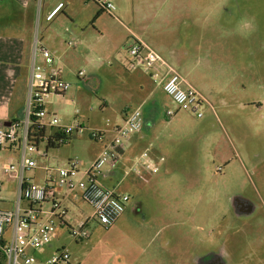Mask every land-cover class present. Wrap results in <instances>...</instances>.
<instances>
[{"label": "rangeland", "instance_id": "rangeland-1", "mask_svg": "<svg viewBox=\"0 0 264 264\" xmlns=\"http://www.w3.org/2000/svg\"><path fill=\"white\" fill-rule=\"evenodd\" d=\"M110 1L119 22L109 16L103 20L114 41H92L82 60L62 63H69L70 71L64 68L69 94L75 92L78 101L85 98L88 125L78 137L50 149L49 156L57 151L84 165L103 149V140H94L91 131L113 124L143 100H158L160 110L165 109L168 97L156 85L165 68L157 57L172 65L208 104L202 106L201 118L181 111L172 118L174 123L157 143L163 156L155 157L147 148L144 157L134 151L120 156V164L132 173L145 163L157 176L149 184L132 175L125 179L118 190L129 195L124 222L105 229L89 219L85 230L96 244L89 254L88 246L69 234V228L91 217V208L78 200L68 208V226L55 221L63 230L62 243L71 244V249H60L86 258L82 264H105L109 258L113 264H264V0ZM86 3L89 8L80 16L96 8L92 1ZM20 22L17 12L0 11V37L13 35L11 28ZM34 24L33 36L40 37L41 22ZM129 32L153 54L129 57ZM79 70L83 78L76 76ZM8 86L0 81V89L10 90ZM22 89L23 70L13 85L10 109L20 103ZM57 98L51 94L46 99V111L69 121L79 102ZM32 156L36 164L43 162ZM6 163L0 152V183L15 203L17 181L2 172ZM170 206L172 212L165 215ZM71 258L65 264H76Z\"/></svg>", "mask_w": 264, "mask_h": 264}, {"label": "built area", "instance_id": "built-area-1", "mask_svg": "<svg viewBox=\"0 0 264 264\" xmlns=\"http://www.w3.org/2000/svg\"><path fill=\"white\" fill-rule=\"evenodd\" d=\"M92 1L119 22L114 14L115 6L110 0ZM62 6L63 4L59 3L49 10L44 20L51 21ZM131 39V45L126 48L129 57H138L144 51L153 54L139 36L131 34ZM74 45V40L67 42L68 47ZM157 59L165 68V76L157 82V85L161 86V90L173 105V110H166V116L172 118L176 111H182L201 118V108L204 104H208L205 97L172 65L159 57ZM76 76L83 78L84 71L79 70ZM69 88L70 84L62 78V70L56 64L54 57L42 46L37 33L34 34L28 57L24 116L21 120L8 123V126H0V149L7 143H12L17 148L16 163H6L1 168L5 175L17 181V196L13 207L0 208V242L3 241L1 248L5 264H65L69 260L66 249L57 250L43 262H39L28 253L29 248L36 249L50 241V226L53 219L58 217V212L64 214V210L60 211L58 202L53 199V191L24 181V173L36 168V161L31 156L46 155V150L39 151L38 146L30 141L29 130L34 122L39 126L59 129L66 137L82 129V125L75 120L69 125L63 124L57 116L50 115L44 106L45 100L51 94L64 95ZM44 119L47 121L45 122ZM142 127L140 107L128 110L121 125L113 130L112 138L107 141L92 163L84 166L78 158H69L55 169L58 176L57 185L63 189L64 196L77 193L81 201L92 210L90 218L80 221L76 227L69 228V234L75 241L80 242L88 238L85 226L89 219H95L99 225L107 229L114 225L124 212L129 196L104 188L98 182V178L102 175L104 166L113 168L119 163L120 150ZM91 135L96 141L102 138V132L97 130L91 131ZM46 201L50 202L49 209L41 210L40 206ZM23 202L28 204L26 208L22 206ZM32 207L38 208L37 211H32ZM7 231L9 236L4 239Z\"/></svg>", "mask_w": 264, "mask_h": 264}, {"label": "crops", "instance_id": "crops-1", "mask_svg": "<svg viewBox=\"0 0 264 264\" xmlns=\"http://www.w3.org/2000/svg\"><path fill=\"white\" fill-rule=\"evenodd\" d=\"M87 1L88 0H0V11L14 13L17 12L19 14V21H21L18 26H13V28H11L13 32L11 34L13 35L7 37H0V81L2 80L3 84L4 82L10 83V86H8L10 90H8L7 87L5 89H0V124H8L15 120H21L24 116L23 110L24 104L26 102L27 93V66L30 46L33 39L32 37L35 26L34 23H36L37 25L38 22H41L40 28L42 29V33L40 37H38L40 43L52 54L56 64L62 70V78L68 83L69 81L66 80L64 77V68L67 71H70L69 63L68 65H64L62 67V63L65 59H70V61L79 59L82 60L85 51H91V49H89L91 48L89 44H91L92 41H108L107 45H110L114 41V37L109 31V24L103 20L104 16L109 15L102 9H100V7L95 2L90 0L96 6L95 9L91 8L88 15L85 14L80 16V14H83L84 11L89 8L86 3ZM59 3H62L63 6L58 10L55 17L51 21H45V14ZM131 34H133V32H129L130 37ZM74 38H77L75 39L77 40V42L75 41V45L73 47H68L67 42L73 40ZM69 49H71L70 52L68 51ZM22 70L23 96L20 98V103L16 104L15 108L10 109L9 104L11 95L13 93V85L16 82V78L20 76ZM69 91L70 89L64 95L55 96L58 97L57 99L62 101L68 99L73 104L75 102L78 104L79 102V109H76V111L73 113L74 116L69 121L67 119H63V121L61 122L63 124L69 125L75 120L78 121L82 126H84V124L88 125V117L84 115L85 98H82L78 101V95L75 92H71L69 94ZM45 105L46 104L44 102V106ZM160 106L161 105L158 100H143L138 104L137 107H140L142 113L143 127L138 133H135V136H133V134L131 139L124 144L122 150H120L119 153V163L113 168L108 165L102 168V175L98 178V182L101 186L106 189L119 192L118 190L124 183L125 179H127L131 175L133 180L143 184H149L151 179L157 177L156 175H151V171L154 168L149 167L145 163L140 165L138 169L134 171V173H132L130 167H126L125 164H120V156H122L124 153H133L134 151L138 158L144 157V150L146 148L150 149L152 151L151 153H154L155 157L163 156L160 152L159 145L157 143L162 133H165V131H167L174 123L172 118L175 117V115L180 111H176L172 118L166 116V110H173V105L169 97L168 101L164 104L165 109L160 110ZM126 113L127 111L121 113L113 124L104 125V128L97 130L102 132V148H104L107 141L111 139L113 135V130L117 126L121 125ZM51 114L54 113L51 112ZM44 121L46 122L47 119H44ZM79 130L71 135L70 140L75 137H78ZM42 143L45 144L44 141ZM39 146L40 145H38L39 151L45 150V146L43 149H39ZM49 150L50 149L46 150L45 157H40L38 154H35V156H37L43 162L40 164H36V168L27 170L24 173V181L26 183L32 184L34 186L45 187L46 189L53 191V199L58 202L60 211L64 210V214L58 212V217L53 219L52 225L50 226L51 238L48 242L50 244H45L36 249H28V253L34 256L39 262H43L46 258H48L52 254L53 250L57 251L60 248H64V246H67L71 249V244H69L68 242V244L62 243L63 240H61V238L63 230L61 227H57L55 221H58L59 225L68 226V208H72L73 206H75V203L78 200H81L77 193L70 194L69 196H64L63 189L58 187L57 185L58 176L55 171V169L57 168L55 166V164H57L56 162H62L64 164L66 160L72 157L70 155H66L63 157L57 154V151L53 152L50 157ZM0 152L5 153L6 159H8L9 163H12V158H14V156L16 157L15 153L17 152V148L14 144L7 143L4 148L0 149ZM100 152L101 151H99L96 156L93 157L92 160L85 161L84 166H88L90 163H92L98 157ZM32 158L35 160L33 156ZM9 179L12 181L15 180L14 178L10 177ZM127 186L130 187L132 185L131 183H128ZM3 191L7 193L4 194L5 196L1 197L0 199V208L11 209L14 205V201L12 203L10 202L11 196L9 190L7 189L6 185L0 183V192ZM121 193L128 195L126 191H122ZM23 203L24 204L22 206L26 208L28 204L25 202ZM127 204L125 206L124 212L114 223V225H119L121 224V221H125V218L123 221V215L125 214ZM49 207L50 202L48 201L44 202L40 206L41 210H47L49 209ZM37 209L38 208L36 207L31 208L32 211H37ZM172 210L170 206L169 210L167 211V209H164L163 213L166 215V213L169 214L170 212H172ZM41 217H43V215H41ZM8 236L9 232L7 231L4 235V239H7ZM87 239H85L86 241L82 240L80 242H84V244L82 245L83 247L88 246L90 254L96 244H93L92 241L89 240V237ZM71 252L72 253L69 254V257L72 256L71 260L73 262H76V264H82L83 261L86 259L83 257H77L75 251L74 253L73 251ZM110 261L111 260L109 258L105 262V264H113Z\"/></svg>", "mask_w": 264, "mask_h": 264}, {"label": "trees", "instance_id": "trees-1", "mask_svg": "<svg viewBox=\"0 0 264 264\" xmlns=\"http://www.w3.org/2000/svg\"><path fill=\"white\" fill-rule=\"evenodd\" d=\"M29 137L30 141L36 146L45 141V150H48L56 149L59 146L66 144L70 140L71 135L66 137L59 129L39 126L34 122L29 130ZM2 245L3 241L0 242V264H5V257L1 248Z\"/></svg>", "mask_w": 264, "mask_h": 264}, {"label": "water", "instance_id": "water-1", "mask_svg": "<svg viewBox=\"0 0 264 264\" xmlns=\"http://www.w3.org/2000/svg\"><path fill=\"white\" fill-rule=\"evenodd\" d=\"M0 126H8V124H6V123L5 124H0Z\"/></svg>", "mask_w": 264, "mask_h": 264}]
</instances>
